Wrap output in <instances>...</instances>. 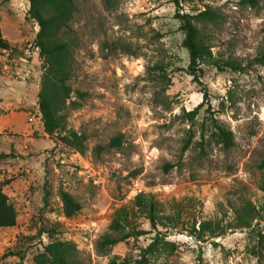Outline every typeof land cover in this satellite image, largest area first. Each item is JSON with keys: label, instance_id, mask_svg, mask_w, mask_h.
I'll return each mask as SVG.
<instances>
[{"label": "rangeland", "instance_id": "374dc122", "mask_svg": "<svg viewBox=\"0 0 264 264\" xmlns=\"http://www.w3.org/2000/svg\"><path fill=\"white\" fill-rule=\"evenodd\" d=\"M75 4L70 99H77L75 89L87 94L66 109V124L87 135L83 152L43 130L38 24L28 0H0L1 33L11 44L0 48V185L17 210L14 225L0 226V264H33V254L49 240L37 229L52 224L55 237L75 242L82 264L138 256L156 233L143 215L136 219L146 232L118 241L107 253L94 242L115 209L131 206L140 192L151 193L164 212L179 207L184 220L157 225L176 247L151 254L147 264H264V248L261 256L250 251L256 230L264 232V211L249 226L234 224L236 206L250 200L260 208L264 199L258 166L264 156V63L253 60L264 45V0L255 6L179 0L180 11L210 6L219 13L204 27L212 58L201 62L199 81L187 69L174 0ZM221 58L243 66L219 67L215 59ZM200 102L189 118L187 111ZM212 117L232 130L231 146L214 138ZM189 129L194 135L181 151ZM118 134L120 144L107 145ZM97 143L105 146L98 154ZM60 187L81 204L71 216L61 210ZM206 218L228 224L226 230L206 239L188 233L191 221L197 226Z\"/></svg>", "mask_w": 264, "mask_h": 264}, {"label": "trees", "instance_id": "16d2710c", "mask_svg": "<svg viewBox=\"0 0 264 264\" xmlns=\"http://www.w3.org/2000/svg\"><path fill=\"white\" fill-rule=\"evenodd\" d=\"M241 1L252 6L258 4V0ZM174 2L177 7L174 16L178 18L179 26L183 31L182 45L188 52L187 69L194 79L199 81L201 62L212 58L211 47L206 40L204 27L207 23L217 22L219 13L210 6L194 13L180 11L178 9L179 0H174ZM28 3V13L38 24L34 44L42 60L37 103L43 130L48 134H56L63 143L83 152L87 148L85 142L87 135L82 131L67 127L66 124V109L78 107L81 104V99H84L87 94L84 90L75 89L77 99H70L73 90L68 81L74 62L75 42L70 21L76 9L75 0H28ZM9 47L11 44L2 36L0 29V48ZM253 60L264 63V45L253 57ZM215 62L219 67L221 66L219 62H224L234 69H240L243 66L241 61L233 58L215 59ZM206 97L207 92L203 90L202 98L206 99ZM200 104L201 102L187 111L189 118L196 115ZM210 123L214 138L225 147L231 146L233 144L232 130L213 117ZM193 135L194 133L189 129L186 137L182 140L181 151L189 147ZM120 142L121 137L118 134L112 136L107 145H119ZM104 147V145L97 143L93 149L98 154ZM166 165L169 166L170 164L167 162ZM258 166L261 170L259 185L264 192V156L259 160ZM58 195L64 215L71 216L80 209V202L68 190L60 187ZM261 210L264 211V199L260 208L256 207L250 200H245L241 205L234 208V224L249 226ZM138 215L145 216L150 226L156 229V233L146 245L140 247L138 256L126 255L119 259L112 257L108 264H147L151 254L162 251L170 252L176 247L173 240L160 234L162 230L157 228V225L160 224L164 228H169L183 224L184 220L180 208L177 207L173 212H164L162 203L155 199L151 193L140 192L135 195L131 206L121 205L115 209L107 229L95 239V249L100 253H107L118 241L146 232V229L140 227L136 219ZM16 217L17 210L0 185V226L14 225ZM227 225L221 224L218 219L206 218L199 220L197 226L196 220H193L186 227L189 234L198 239H206L224 232ZM56 231L55 224L38 227L37 233H47L49 240L43 243L42 248L33 254V264H82L75 242L70 239L55 237ZM256 235L257 241L251 245L250 251L254 255L261 256L264 248V232L257 229Z\"/></svg>", "mask_w": 264, "mask_h": 264}]
</instances>
